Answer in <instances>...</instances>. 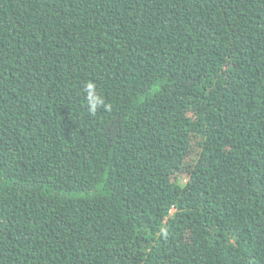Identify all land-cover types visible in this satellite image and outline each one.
Here are the masks:
<instances>
[{"label":"trees","instance_id":"trees-1","mask_svg":"<svg viewBox=\"0 0 264 264\" xmlns=\"http://www.w3.org/2000/svg\"><path fill=\"white\" fill-rule=\"evenodd\" d=\"M0 264H264V0H0Z\"/></svg>","mask_w":264,"mask_h":264},{"label":"clouds","instance_id":"clouds-1","mask_svg":"<svg viewBox=\"0 0 264 264\" xmlns=\"http://www.w3.org/2000/svg\"><path fill=\"white\" fill-rule=\"evenodd\" d=\"M83 90L86 93V103L90 113L95 114L98 108L105 107L104 97L97 93L96 85L94 82H86L83 86Z\"/></svg>","mask_w":264,"mask_h":264}]
</instances>
